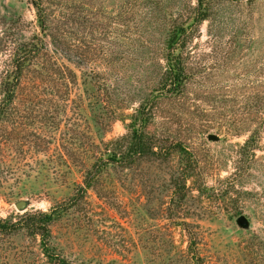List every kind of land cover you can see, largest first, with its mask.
Segmentation results:
<instances>
[{"label": "rangeland", "instance_id": "374dc122", "mask_svg": "<svg viewBox=\"0 0 264 264\" xmlns=\"http://www.w3.org/2000/svg\"><path fill=\"white\" fill-rule=\"evenodd\" d=\"M204 3L197 24L198 0H0V264H52L25 216L53 210L66 264H264V0ZM142 103L155 154L126 166Z\"/></svg>", "mask_w": 264, "mask_h": 264}, {"label": "trees", "instance_id": "16d2710c", "mask_svg": "<svg viewBox=\"0 0 264 264\" xmlns=\"http://www.w3.org/2000/svg\"><path fill=\"white\" fill-rule=\"evenodd\" d=\"M209 6L210 4L204 3V0H198L194 16V20L197 24H200L209 18V9H207ZM187 26L182 24L168 30V38L164 42V58L166 59L167 65L164 68L161 86L163 89L168 88V91L173 94L180 93L185 88L187 77L190 75L187 71L183 54L185 52L184 50L188 49L187 44L190 40V35H192L194 30L193 28L189 29ZM185 54L188 55L186 52ZM17 68H20L21 70V64L17 65ZM12 95L13 91H6L5 98L10 101ZM146 109L147 103H142L141 106L136 109L138 115L133 118V123L130 124V127L132 128L131 141L126 149L120 151V153H115L116 155L119 154L118 158L120 162L123 163V161H125L126 166L135 163L138 159L146 156L149 152L155 154L148 145V134L144 130L148 123V118L145 115V111L147 112ZM251 139H254V137H251ZM250 141L251 140L249 139L246 141V146L250 144ZM113 158L115 160L116 157ZM54 214L55 210L51 212L27 214L25 216L26 227L28 228L30 235H39L41 237L43 252L49 259L50 263L66 264V260L60 255L53 253L50 246V238L52 236L50 224L55 219ZM18 226L17 223L12 222L9 219H2L0 220V233H13L18 230Z\"/></svg>", "mask_w": 264, "mask_h": 264}, {"label": "water", "instance_id": "95a60500", "mask_svg": "<svg viewBox=\"0 0 264 264\" xmlns=\"http://www.w3.org/2000/svg\"><path fill=\"white\" fill-rule=\"evenodd\" d=\"M209 139H217V136L216 135H209ZM24 205H25V202L19 203L20 207H24ZM238 222L244 226L247 225V223H248L244 216L239 217Z\"/></svg>", "mask_w": 264, "mask_h": 264}]
</instances>
